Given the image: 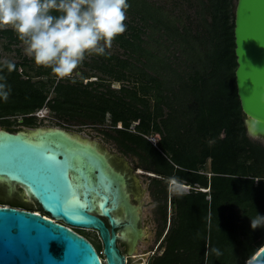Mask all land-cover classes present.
Here are the masks:
<instances>
[{
	"label": "trees",
	"instance_id": "obj_1",
	"mask_svg": "<svg viewBox=\"0 0 264 264\" xmlns=\"http://www.w3.org/2000/svg\"><path fill=\"white\" fill-rule=\"evenodd\" d=\"M127 3L130 22L114 41L129 57L106 51V55L92 53V61L85 62L123 79L128 66L136 62L132 58L141 61L139 57L145 55L141 61L145 69L132 70L146 79L144 94L127 85L119 91L110 87L101 91L105 79L96 74L86 82L85 72L57 80L51 66L40 65L32 75L28 60L0 59V124L11 125V116L18 115L24 124H35L31 113L46 103L65 121L100 125L110 114L116 140L143 156L149 161L146 170L160 176L153 177L154 193L165 197V218L169 179L190 185L189 191H181L177 184L170 196L176 219L165 235L162 254L150 264H246L264 245V220L252 224L264 218V143L250 137L238 95L236 3L171 0V15L151 0ZM0 31L8 39L7 48L20 41L10 26ZM157 32L171 40V87L167 88L162 87L167 78L146 70L153 67V54L143 44L148 42L142 34L153 38ZM8 61L14 65L11 71ZM52 88L55 94L49 97ZM150 88L158 89L153 105L145 97ZM3 93H8L7 99ZM164 105L169 109L166 114ZM134 121L138 132L129 129ZM119 122L123 127L116 126ZM152 131L161 133L158 145L146 136ZM12 204L43 210L24 200ZM96 246L101 250V244Z\"/></svg>",
	"mask_w": 264,
	"mask_h": 264
},
{
	"label": "water",
	"instance_id": "obj_2",
	"mask_svg": "<svg viewBox=\"0 0 264 264\" xmlns=\"http://www.w3.org/2000/svg\"><path fill=\"white\" fill-rule=\"evenodd\" d=\"M234 32L236 84L247 130L264 138V0H237ZM39 132L0 128V200L28 202L23 189L50 214L0 203V264H103L94 244L68 225L98 230L107 264H125L117 245L120 220L113 211L124 208L136 229L138 206L126 173L90 140L62 128ZM138 236L137 231L134 243ZM246 264H264V245Z\"/></svg>",
	"mask_w": 264,
	"mask_h": 264
},
{
	"label": "rangeland",
	"instance_id": "obj_3",
	"mask_svg": "<svg viewBox=\"0 0 264 264\" xmlns=\"http://www.w3.org/2000/svg\"><path fill=\"white\" fill-rule=\"evenodd\" d=\"M154 1L163 7L167 9V11L171 15V0H151ZM237 0H234V3H236ZM126 13V19L125 23L130 22L129 15L127 11ZM134 25H137L136 22H131ZM137 26H140L139 24ZM4 26H0V29ZM149 33L151 32L150 29H147ZM149 34L143 33L142 36L144 39L147 40L148 43H143L147 45L151 51L152 55V63L153 67L147 68L149 73L155 72L157 76H159L161 79L167 78L166 83H164V86L162 87H171V40L166 38V35L163 33H155L153 35V38L147 37ZM152 35V34H151ZM158 39V40H156ZM8 45V39L1 34L0 31V59L2 60H8L12 59L14 61L16 60H28V70L32 75H34V71L37 67L40 65H37L34 60L29 57L25 51V45L22 43V41L13 42L10 44V48H7ZM106 51L110 54H118L121 57H129V54L125 51V49L118 44V42L114 41L112 42L111 47L107 48ZM92 53H86L85 58L81 61L79 66L73 71L71 76L64 77V78H58L61 80H68L72 77H80L83 72L87 73L86 75L88 77L84 78V82L90 79H95L96 76L102 77L104 80V84L99 86V90L105 91L107 87H110L111 89L120 90V86L127 85V87H139V93L144 94L145 89L142 86L143 84H146V79L141 75L142 73L134 72L132 70H141L145 69L146 66L142 63L146 60L145 55H141L139 59L141 61H137L135 58H132V61H136L133 63V65H129L127 70L128 76L123 79H117L115 75L112 74H106L97 68H93L90 65H88L85 61L91 62L92 61ZM116 68H121L120 66L116 65ZM22 67L20 68V70ZM36 78V77H35ZM38 78V77H37ZM147 86V85H146ZM162 90V89H161ZM158 92V89L156 88H150L148 91V94H146V99L149 100V102L153 105L156 101L155 93ZM120 93V92H118ZM55 92L53 91V88L51 89L49 93V97L54 96ZM126 98H129L128 96ZM50 109V110H49ZM48 115L45 116H38L36 115V123L32 125L24 124L23 122H20L19 120L23 118L21 115L18 116H11L12 124L10 126L6 124H0V128L5 129H15L17 131H28L30 133H33L34 130L38 128L42 129H48V128H62L67 131H69L73 135H77L81 137L82 139L90 140L94 143H96L98 146H100L103 150H105L108 155L111 157L112 161L119 167V168H126V165L131 168V176L138 178V184H139V191H141V196L139 199L136 198V195L132 193L134 204L138 206V222H140V230L141 234L136 239L133 252L138 253L141 252L145 248H153L152 250H155V253L151 259L153 261L157 256L161 255L164 246H165V235L168 231V229L171 227L172 223L176 219L177 210L174 205L170 203V196L176 193L175 189L177 184H173L172 180L169 179L168 181V207H167V213L166 218L164 216V202L165 197L162 194H155V184L153 182V177H160V176H154L147 173H137V170L135 169L136 166H141V168H145L144 165L149 164V161H146V159L136 154L135 152L126 149L121 143H119L114 135L116 134L115 128L111 125L110 122V114L107 115V120L104 124H93L90 122H77V121H65L63 118H61L60 115H58L55 111L51 110L50 107H46L44 110ZM49 111V112H47ZM164 112L165 114L169 112V109L167 105H164ZM137 121H134L131 126L130 130L137 131L136 128ZM117 127L119 124L116 125ZM250 135V134H249ZM147 138L154 144L158 145L159 140L161 138V133L157 131H152L150 134L146 135ZM252 139L261 141L264 143V138L257 137L250 135ZM128 170V169H127ZM152 172V171H151ZM153 173V172H152ZM189 185V184H188ZM179 189L181 191H189L190 185L188 188H184L181 184L178 185ZM22 194L24 198L29 199V203L32 205H40L39 202L33 198L30 194H27V192L23 189H21ZM39 212L43 213V210H39ZM48 216V215H47ZM50 216V215H49ZM90 235L94 242L98 243L100 242V238L98 237V234L95 230L89 229L86 230ZM154 244V247H152ZM158 247L156 248V245ZM102 245V244H101ZM102 247V246H101ZM103 251V250H102ZM102 251H100L102 253Z\"/></svg>",
	"mask_w": 264,
	"mask_h": 264
},
{
	"label": "clouds",
	"instance_id": "obj_4",
	"mask_svg": "<svg viewBox=\"0 0 264 264\" xmlns=\"http://www.w3.org/2000/svg\"><path fill=\"white\" fill-rule=\"evenodd\" d=\"M128 7L127 0H0V26L15 31L37 65L51 66L56 77L64 78L86 53L107 54L126 30ZM6 66L14 67L10 61ZM2 95L7 99L8 93ZM262 220H253V227Z\"/></svg>",
	"mask_w": 264,
	"mask_h": 264
},
{
	"label": "flooded vegetation",
	"instance_id": "obj_5",
	"mask_svg": "<svg viewBox=\"0 0 264 264\" xmlns=\"http://www.w3.org/2000/svg\"><path fill=\"white\" fill-rule=\"evenodd\" d=\"M19 121L23 122L24 119L21 118ZM8 126H10V125H8ZM7 130L12 131V132H17V130H15V129H7ZM117 168L126 173V176L128 179L127 189L129 191V193L135 194L136 198L139 199L142 192L139 191L140 187L138 184V178L131 176V171H132L131 168L127 165H126V168H124V169L119 168L118 166H117ZM137 168L140 169L141 166H136L135 169L137 170ZM143 169H146V168H143ZM137 173H141L140 170H137ZM0 201H4L6 204L13 205L12 201H15V200H2L1 199ZM4 202H2V203H4ZM16 206L26 208V206H21V205H16ZM26 209H30V208L27 207ZM95 213L100 215L104 219L106 224L111 228L109 218L107 216L103 215L102 211L100 209H98V211H96ZM113 215L116 216L120 220V225H119V227L116 228V231L118 233L117 245H118L121 253L124 254L126 257L125 264H146V263L150 264V261L154 255V253H155V250H152L153 248L147 247V248L143 249L141 252H138V253L133 252V248L135 245L134 239L136 237L137 231L139 232V236L141 234L140 222H138V220H137V222L135 223L136 229H133L132 227H130V225L128 224V219L125 215V210L122 207L117 209V210H114ZM60 222L65 223L64 221H60ZM68 226L71 227L72 229H74L75 231L79 232L80 234L84 235L85 237H87L94 244V246L97 249L96 242H94L92 240L91 235L86 231V230L93 229V228H85V227L71 226V225H68ZM93 230L96 231V233L98 234V237L100 238V242L97 243V244H102V248H101V250H99V253H100L102 259L104 260L103 263L107 264L106 256L104 254V251H102V250H104V244H103V240L101 238L100 232L96 229H93ZM158 245L159 244L156 245V248L158 247ZM152 247H154V244ZM100 251H102V253ZM145 255H146V258L144 257ZM128 257H131V258L129 259Z\"/></svg>",
	"mask_w": 264,
	"mask_h": 264
},
{
	"label": "built area",
	"instance_id": "obj_6",
	"mask_svg": "<svg viewBox=\"0 0 264 264\" xmlns=\"http://www.w3.org/2000/svg\"><path fill=\"white\" fill-rule=\"evenodd\" d=\"M46 107H49L48 104L46 103L43 107L37 109L35 112L31 113L33 115H38V116H45V115H48V113H46L44 110ZM50 110V109H49ZM49 112V111H47ZM119 126L118 127H123V124L122 122H119L118 123ZM259 177H255V180L258 181ZM197 189H203L202 187H200L198 184H196L195 186ZM146 264H149V263H146Z\"/></svg>",
	"mask_w": 264,
	"mask_h": 264
},
{
	"label": "bare ground",
	"instance_id": "obj_7",
	"mask_svg": "<svg viewBox=\"0 0 264 264\" xmlns=\"http://www.w3.org/2000/svg\"><path fill=\"white\" fill-rule=\"evenodd\" d=\"M41 129V127L40 128H38V129H36V130H34L33 132H35V134H37V133H40L39 132V130ZM149 172H151V171H149ZM152 173V172H151ZM175 180V179H174ZM175 184H179V182L177 181V180H175ZM181 185L184 187V188H188L189 187V185L187 184V183H181ZM101 256V255H100ZM145 258H146V255L144 256ZM101 260H102V262H104V260L102 259V257H101ZM104 264V263H103Z\"/></svg>",
	"mask_w": 264,
	"mask_h": 264
}]
</instances>
